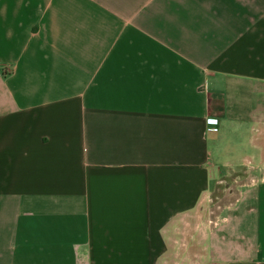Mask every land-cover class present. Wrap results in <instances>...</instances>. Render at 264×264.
<instances>
[{
  "label": "crops",
  "instance_id": "1",
  "mask_svg": "<svg viewBox=\"0 0 264 264\" xmlns=\"http://www.w3.org/2000/svg\"><path fill=\"white\" fill-rule=\"evenodd\" d=\"M261 97L264 0H0V264H264Z\"/></svg>",
  "mask_w": 264,
  "mask_h": 264
},
{
  "label": "rangeland",
  "instance_id": "2",
  "mask_svg": "<svg viewBox=\"0 0 264 264\" xmlns=\"http://www.w3.org/2000/svg\"><path fill=\"white\" fill-rule=\"evenodd\" d=\"M239 100L242 101L243 106L245 104V111L238 112L239 115L247 116L250 108L253 106V102L257 100V97H254L251 93ZM261 100H264V97H261ZM249 108V110H248ZM248 132H246L247 134ZM257 133L249 132L248 137L254 136ZM261 144H264V137H261ZM264 146V145H263ZM229 145L223 146V161L219 165H221V172L223 175L228 174V168L224 167V163L227 161L229 163H233L236 168H241L243 165L244 167L249 165L248 159L250 158V163H254L255 160L258 161L260 158V151L257 145L253 144L252 141H249L245 138V142L242 145H238L234 147V157L229 160L226 152ZM253 164H251L252 166ZM252 168H254L252 166ZM259 178L256 176L251 177H235V176H222L219 180V190L218 193L215 194L212 201L209 202L202 210H200L201 214L194 219L193 224L191 226L190 231H194L195 227H197V223H202L210 227H214L217 222L219 223L222 219L223 212L226 209V206L233 203L236 197L239 195L241 191V185L246 184L248 182L257 181ZM192 245H194V241H192Z\"/></svg>",
  "mask_w": 264,
  "mask_h": 264
}]
</instances>
